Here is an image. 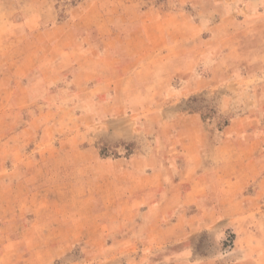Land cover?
Listing matches in <instances>:
<instances>
[{
    "label": "rangeland",
    "instance_id": "374dc122",
    "mask_svg": "<svg viewBox=\"0 0 264 264\" xmlns=\"http://www.w3.org/2000/svg\"><path fill=\"white\" fill-rule=\"evenodd\" d=\"M0 264H264V0H0Z\"/></svg>",
    "mask_w": 264,
    "mask_h": 264
},
{
    "label": "crops",
    "instance_id": "0c3cea01",
    "mask_svg": "<svg viewBox=\"0 0 264 264\" xmlns=\"http://www.w3.org/2000/svg\"><path fill=\"white\" fill-rule=\"evenodd\" d=\"M224 62H225V60H224ZM224 66H221L220 68H218L219 70L221 69V70H223L224 68H223ZM254 78V76H250L249 78ZM151 87H155L154 85H152ZM165 108H163L162 107V109H160V110H158L159 112H160V114H161V118L162 119H167V117H169L170 118V116L168 115V116H166L165 115ZM160 116V115H159ZM189 117H191V118H193V119H196V120H198V116L197 115H190Z\"/></svg>",
    "mask_w": 264,
    "mask_h": 264
}]
</instances>
